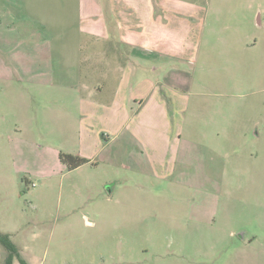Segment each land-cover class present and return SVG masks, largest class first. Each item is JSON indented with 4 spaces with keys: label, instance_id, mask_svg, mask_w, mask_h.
Returning <instances> with one entry per match:
<instances>
[{
    "label": "rangeland",
    "instance_id": "rangeland-1",
    "mask_svg": "<svg viewBox=\"0 0 264 264\" xmlns=\"http://www.w3.org/2000/svg\"><path fill=\"white\" fill-rule=\"evenodd\" d=\"M207 5L194 51L154 74L187 92L185 106L169 105L154 148L139 140L122 152L83 131L90 100L110 93L87 89L79 1L9 0L0 232L17 247L12 264H264V0ZM62 153L89 163L69 170ZM7 255L0 245V264Z\"/></svg>",
    "mask_w": 264,
    "mask_h": 264
},
{
    "label": "crops",
    "instance_id": "crops-1",
    "mask_svg": "<svg viewBox=\"0 0 264 264\" xmlns=\"http://www.w3.org/2000/svg\"><path fill=\"white\" fill-rule=\"evenodd\" d=\"M78 1L80 35H87L85 42H89L90 86L87 89L97 97L104 91L110 93L104 102L97 98L90 100L89 106L94 111L88 125L83 123L86 126L83 131L89 134L92 131L104 138L107 145L120 142L122 152L139 140L154 148L152 135L157 124L163 118L168 127L172 126L169 105L181 110L187 96L176 85L160 88L162 83L154 74L161 62L183 59L194 51L196 39L203 30L208 0ZM7 6L9 0H0V14L5 18L11 12ZM84 44L82 37L77 40L80 57ZM57 47L58 44L51 45L48 53L43 54L47 60H54ZM99 74L101 77L97 79ZM81 87L79 84L72 88L82 90ZM101 113L103 117L98 115ZM169 138L166 135L163 140Z\"/></svg>",
    "mask_w": 264,
    "mask_h": 264
},
{
    "label": "trees",
    "instance_id": "trees-1",
    "mask_svg": "<svg viewBox=\"0 0 264 264\" xmlns=\"http://www.w3.org/2000/svg\"><path fill=\"white\" fill-rule=\"evenodd\" d=\"M60 160L62 164L65 165L69 170L77 169L80 166L89 163V160L86 158L63 153L60 154ZM0 245L8 254L5 264H12L14 255H16L18 252L16 245L10 239V235L0 232Z\"/></svg>",
    "mask_w": 264,
    "mask_h": 264
}]
</instances>
